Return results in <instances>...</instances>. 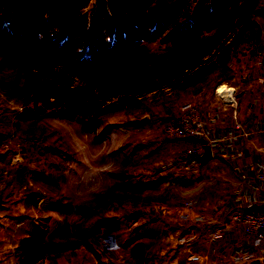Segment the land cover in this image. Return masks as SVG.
<instances>
[{"label": "rangeland", "instance_id": "1", "mask_svg": "<svg viewBox=\"0 0 264 264\" xmlns=\"http://www.w3.org/2000/svg\"><path fill=\"white\" fill-rule=\"evenodd\" d=\"M175 1L154 0L151 9ZM203 1L183 0L178 8L172 7L174 23L190 21ZM105 2L88 0L81 13L89 17ZM248 19L247 31L240 35L238 27V34L226 42L225 56L220 57L221 49L208 55L217 63L227 57L226 63L205 73L197 85L186 91L161 89L137 105L103 116L99 130L107 128L105 140L112 137V142H96L82 124L55 112L32 109V104L24 107L20 98L9 94L11 85L22 82L21 69L0 58V213L8 219L2 231L12 242L17 240L9 247L14 254L11 264H233L231 258L219 263L190 254L180 241L176 219L182 202L190 197L203 198L207 208L218 201L229 205L230 189L239 180L220 157L204 164L184 157L180 145L188 140L168 138L163 123L184 103L199 105L218 88L241 84L249 41L264 34V5ZM144 45L151 53L172 46L161 39ZM21 135L38 142L12 150L2 147ZM169 142L179 145L172 155L166 149ZM173 164L177 167L170 173ZM133 212L138 217L128 220ZM105 219L118 228L102 226ZM33 226L43 232L44 243L70 246L36 259L21 250ZM139 244L143 246L136 250Z\"/></svg>", "mask_w": 264, "mask_h": 264}, {"label": "trees", "instance_id": "2", "mask_svg": "<svg viewBox=\"0 0 264 264\" xmlns=\"http://www.w3.org/2000/svg\"><path fill=\"white\" fill-rule=\"evenodd\" d=\"M153 1L106 0L88 17L81 13L88 0H0V58L22 73L9 94L24 107L32 104L79 122L102 142L109 132L99 130L103 116L161 89L186 91L225 64L227 57L217 63L208 55L221 49L225 56L231 35L238 27L243 35L250 14L264 5V0H204L190 21L176 24L173 9L183 0L155 10ZM159 39L172 46L149 52L144 42ZM101 222L118 228L110 219ZM43 236L33 226L21 250L37 259L70 246L44 243Z\"/></svg>", "mask_w": 264, "mask_h": 264}, {"label": "built area", "instance_id": "3", "mask_svg": "<svg viewBox=\"0 0 264 264\" xmlns=\"http://www.w3.org/2000/svg\"><path fill=\"white\" fill-rule=\"evenodd\" d=\"M248 47L246 69L240 81L251 88L264 87V37L251 39ZM232 130L212 135L204 124L201 107L194 102L184 103L178 114L166 117L163 123V131L168 138L197 142L183 150V156L195 162L196 157L204 153L202 140L211 147L213 156L225 158L228 148H238L243 140L264 134V123L248 120L236 124ZM126 133L127 138L132 137V132L128 130ZM37 142L36 137L21 135L8 139L2 147L12 150ZM240 158V152L231 156L235 169L241 167ZM242 179L249 190L230 195L231 201L224 217L209 233L205 231L210 224V216L204 199L190 197L182 202L176 227L181 232V243L190 254L224 263L227 258L221 250L227 252L244 244L231 257L233 264H252L264 260V170L242 174Z\"/></svg>", "mask_w": 264, "mask_h": 264}, {"label": "crops", "instance_id": "4", "mask_svg": "<svg viewBox=\"0 0 264 264\" xmlns=\"http://www.w3.org/2000/svg\"><path fill=\"white\" fill-rule=\"evenodd\" d=\"M263 37L264 34L258 39H262ZM199 106L202 109L204 124L212 135H218L226 132L227 130H232L236 124L248 120H259L264 123V87L251 88L249 85H245L242 82L241 84H237L234 87H228L226 89L220 87L217 89V92L213 97H210L205 101H199ZM180 108L177 110V114L180 112ZM0 122H2L1 119ZM106 140L109 142L113 141L112 137ZM195 144H197L195 140H188L183 141L180 146L181 148H187L194 146ZM168 145L169 146L167 147L171 148L166 149L171 155L172 153L177 152L179 147L178 144L169 142ZM235 152L241 153V167L239 169H235L230 160L231 156ZM227 154V157L220 158L224 159L231 166L235 172V179L237 181L239 180V182H235L232 186L229 194L231 195L232 193L249 190L243 182L242 174L264 170V134L243 140L238 148H228ZM215 157L218 156H213V158ZM175 167L177 166L173 164L168 172L173 173ZM227 208L228 205H224L219 201L215 207L213 206L207 208L206 205V211L210 216V224L208 226L210 227V225H212L208 228V231H212L217 227V225H219L221 219L227 211ZM7 224V217L3 213H0V264H11L12 259H14V254L9 251V247L13 243H17V240L12 242V237L8 236L5 231H2L3 227L7 226ZM243 247L244 244H241L239 245V248L235 247L227 252L221 250V253L224 254L227 259H230L237 252H239L240 248ZM255 263L264 264V260L261 262H254L252 264Z\"/></svg>", "mask_w": 264, "mask_h": 264}, {"label": "water", "instance_id": "5", "mask_svg": "<svg viewBox=\"0 0 264 264\" xmlns=\"http://www.w3.org/2000/svg\"><path fill=\"white\" fill-rule=\"evenodd\" d=\"M201 142L205 145L204 146V153L200 156H197L196 161L199 163H206L207 161H209L210 159L213 158V153H212L211 147L206 144L205 140H202ZM0 206H1V197H0ZM137 217H138V213L133 212L127 216V219L132 220V219H136ZM255 264H257V263H255Z\"/></svg>", "mask_w": 264, "mask_h": 264}]
</instances>
